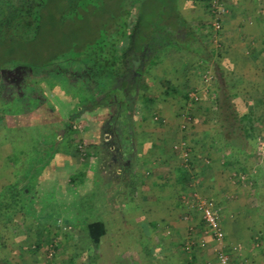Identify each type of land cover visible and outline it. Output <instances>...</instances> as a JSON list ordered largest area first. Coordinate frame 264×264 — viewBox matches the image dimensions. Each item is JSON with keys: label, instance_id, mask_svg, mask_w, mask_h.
I'll return each mask as SVG.
<instances>
[{"label": "trees", "instance_id": "1", "mask_svg": "<svg viewBox=\"0 0 264 264\" xmlns=\"http://www.w3.org/2000/svg\"><path fill=\"white\" fill-rule=\"evenodd\" d=\"M204 1L213 9L212 1ZM214 12L221 24L220 13ZM204 48L178 9V0H0V128L8 132L9 128L31 127L33 123L49 128L48 136L39 134L36 126L30 129L35 134V143L28 146L27 152L31 151L32 155L21 163L19 171L9 164L0 172V179L4 180L0 183V239L1 230H11L21 217L34 213L33 202L40 196L41 177L54 169L63 157L71 152L77 154L82 143L78 128L85 119L104 109L108 110V116L100 120L96 141L88 143L89 146L94 144L97 151H85L83 155L92 156L95 163L103 165L107 171L105 181L116 183L123 201H137L144 185L140 166L150 165L148 160L153 158L157 147L148 140L152 132L137 127L150 125L156 116L159 98L190 99V92L173 84L159 66L164 63L168 49L189 51L200 62L208 63L214 49L210 48L206 56ZM153 69H157L153 78L161 87L159 98L150 91L148 82ZM223 80L221 83L216 79L212 92L214 114L211 120L187 117L188 132L194 135L199 131L204 137L200 150L208 160L202 163L203 167H209L206 163L216 151L223 157L225 167L240 169L239 175L248 168L243 166L239 156L255 151L256 121L264 123V114L256 116L253 106L247 112L238 113L234 100L241 99L250 90L243 87L245 80H240L243 86ZM260 84L255 82L253 87L259 89ZM55 85L72 100L62 124L56 104L44 90ZM11 116L18 120L17 126H7V118ZM53 122L59 123L55 130L50 126ZM182 149L193 151L194 148L188 144L179 149L172 147L170 157H181ZM140 156V162L135 161ZM11 157L8 156L9 161ZM188 166L194 169L193 174ZM260 166L264 169V162ZM173 169L170 181L178 194L174 201H179L180 217L192 221L199 208L188 207L183 198L187 195L190 199L195 193L196 167L191 161L186 164L176 161ZM60 170L74 184L83 183L88 174L85 169L67 171L61 167ZM251 179L254 186L261 184L263 192L264 183L256 176ZM259 198L264 199V195L259 194ZM72 221L75 222L73 228H78L95 249L107 235L108 227L102 219L86 221L74 215ZM140 224L143 229V222ZM200 228L207 230L203 219ZM53 248L58 250L59 247L53 245ZM197 260V254L192 252L181 264H207V260L203 263ZM0 264L6 263L0 258Z\"/></svg>", "mask_w": 264, "mask_h": 264}, {"label": "rangeland", "instance_id": "2", "mask_svg": "<svg viewBox=\"0 0 264 264\" xmlns=\"http://www.w3.org/2000/svg\"><path fill=\"white\" fill-rule=\"evenodd\" d=\"M210 1L213 3V9L208 8L204 0H178V9L193 28L198 41L205 45L204 54L208 56V50L214 49L213 57L208 63H203L194 53L168 49L164 63L159 66V69L163 68L164 76L173 84L183 91L190 92V99L183 101L180 96L159 98L161 87L153 78L157 73V69H153L148 82L151 85L150 91L159 98L155 106L156 116L149 126L144 124L137 129L144 128L152 132V136L148 138L150 141L158 134L163 136L161 142L165 140L164 144L167 148L193 145L195 151L193 149L187 152L189 160L196 167L197 174L201 173L196 176L198 180L194 178L193 181L195 194L201 198L212 199L208 192V189L212 190V188L208 187V184L206 190L201 187L204 185L205 174L213 171L216 174L214 182L221 187H226L227 183L232 181H238L237 187L243 199L241 201L243 214L238 220L243 229L229 237L224 233L220 247L215 243L211 233L200 228L202 217L199 209L195 212L192 221L184 217H179V221L174 224L158 220L157 211L158 208H162L160 203L162 201L161 192L155 188L149 191L148 199L147 194L140 189L137 201H123L116 183L105 181L107 171L103 165L95 163V158L92 156L83 155L85 151L91 153L97 151L94 144L89 146L88 143L96 141L98 137L96 131L101 128L100 120L108 116V110L104 109L85 119L83 126L78 128L82 143L79 144L77 154L71 152L67 157H63L60 163L55 164L54 169H49L48 174L41 177L40 196L38 201L33 202L35 203L33 212L36 214L29 213L24 218L21 217L17 226L11 230H1L3 237L0 239V258L6 264H181V261L189 258L192 252L197 254V263L207 260V264H221L219 258L214 257L218 256L220 249L227 253L229 264H236L234 259L236 253L231 254V249L234 251L238 245L245 247L248 244H264V199L259 198V194L264 195V190L262 192L261 184L254 186L255 183L251 179L256 176L264 183V169L260 166L264 162V123L256 121L258 133L256 149L250 155L239 156L243 166L248 168L247 172L238 175L240 169L225 167L223 157L216 151H214L216 158L221 165L215 164L211 166L212 168L202 166V163L208 160L203 150H200L204 145V137L199 131L194 134L195 136L189 134L187 120V117H195L198 121L209 117L207 119L211 120L214 114L211 96L216 87V79L224 83V78L226 82L236 83L238 86H243L240 85V80H245L243 87L250 90L241 99L234 100V109L238 113L247 112L253 106L256 116L264 114V77H261L264 75L263 72L259 68L253 71L251 65L245 67L240 66L236 61L231 63V58L240 55L242 48L251 60L260 54L264 55V0ZM230 6L233 7V11ZM214 11L219 12L218 15L222 19L219 30H215L212 25L215 18L213 13H216ZM183 30L181 29V32ZM237 42L240 44L239 47L235 46ZM192 45L193 42L190 43V47ZM242 70L246 75L248 73L245 79L236 76L239 72H243ZM255 82L261 83L259 89L253 87ZM44 90L51 102L56 104L59 112L58 120L62 124L66 120L68 106L72 100L60 91L59 85L48 86ZM7 121V126L18 125L15 116L8 117ZM34 124L31 127H12L8 132L0 128V172L3 166L9 164L19 171L21 163L27 162L26 158L32 155L31 151L27 152L28 146L35 143L33 139L35 134L30 129L36 126L39 134L48 136L47 125L39 123L34 126ZM53 124L50 126L55 130L59 123ZM184 135L187 136L186 139ZM23 150H25L24 154L21 153ZM60 153L62 151L58 154ZM9 155L12 156L10 158L12 161H9ZM163 157L165 159V155ZM141 159L140 156L135 161L140 162ZM172 159L166 157L165 160H168L171 166L176 161H183L181 157ZM206 164L211 165V160ZM160 165L157 161L154 162V166L160 168ZM61 167L67 171L85 169L88 174L83 183H70L66 173L61 172ZM140 167L143 168V165ZM188 169L192 174L194 173V169L189 166ZM94 171L95 174L92 175ZM3 181L0 179L1 184ZM231 185L234 187L237 184L232 182ZM141 197L144 199L142 200ZM188 197L186 195L183 199L187 200ZM190 201L192 203L193 198ZM213 204L221 224L223 221L219 203L214 200ZM74 215L86 221L95 219L105 221L108 232L97 249L89 244L87 237L81 234L78 228L76 230L73 228ZM140 222H143V229ZM53 245H57L58 250H54Z\"/></svg>", "mask_w": 264, "mask_h": 264}, {"label": "crops", "instance_id": "3", "mask_svg": "<svg viewBox=\"0 0 264 264\" xmlns=\"http://www.w3.org/2000/svg\"><path fill=\"white\" fill-rule=\"evenodd\" d=\"M230 8L231 11H233V7L230 6ZM239 24L240 22L237 23V25ZM235 46L239 47L240 44L237 42ZM246 54L247 52L246 51L243 52V48H242L240 55L231 58V63L236 61L238 64H240V66L244 65L245 67H249L251 65L253 67V71H255V68H259V70H261L264 74V65H263L264 55L260 54L258 55V57L251 60L250 57H248ZM242 71L243 72L241 73L239 72V74H236L237 78L245 79L246 76H248V73L246 75L244 73V70ZM261 77H264V75H261ZM158 135L156 136V138H153V140H151L156 143L157 147L154 150L153 158L148 160V164H150L151 162L150 165L152 166L150 167V165H148L149 168L143 166L141 176H142V181H144L143 182L144 185L142 186L141 189H143L144 193L147 194L146 196L147 199L150 196L149 191L152 188H155L157 191L161 192L160 200L162 202L160 203L162 205V208H158L157 211L159 214L158 220H163L167 223L169 222L174 224L179 221L180 206H179V201H174V199L178 194L175 193L176 190L175 184L171 183L170 181V172H172L174 169L173 166L168 164V160L167 161L165 160L166 157H168L169 159L173 158L172 160H174V157H170V155L173 153L171 152L170 148H167V146H165L164 144L165 140L161 142V138L163 136L160 135L158 136ZM164 155H165V159L163 157ZM216 156H217L216 153L213 151L211 153V157L213 160L211 159V165H209V167L211 166L213 167L215 164L221 165L219 163V159L216 158ZM155 161L161 164L160 168L158 166H154ZM211 168L210 170H212ZM220 169L222 170V167ZM200 174L201 173H198L197 175ZM214 175L216 174L213 171L212 173L205 174V177L203 178L204 185L201 187L206 190L208 189L206 187V184H208V187L212 188V190L208 189V192L210 197H212L213 201L215 200L219 203V208L221 211V216L223 221L221 225L225 231L224 233L227 235V237H229L230 235H236L237 232H239V230L243 229V227L240 226L238 220V218L240 219L243 214L241 207L243 205L241 204V201L243 199L241 196V192L238 190L237 187L239 186L238 185L239 183H237L238 181L236 182L232 181L233 184L235 183L237 185L233 187V185H231L232 184L231 182V183H227L226 187H221L218 186L216 182H214L215 179ZM195 178L197 179V177ZM193 186L195 187V184ZM234 249H235L234 251L231 249L230 253L231 254L232 252L236 253L234 258L235 262H237L236 264H264V244L262 245H257L256 243L248 244L245 247H241L238 245V248L235 247Z\"/></svg>", "mask_w": 264, "mask_h": 264}, {"label": "built area", "instance_id": "4", "mask_svg": "<svg viewBox=\"0 0 264 264\" xmlns=\"http://www.w3.org/2000/svg\"><path fill=\"white\" fill-rule=\"evenodd\" d=\"M213 28L215 30H219L221 27L220 22L217 20V18H214V21L212 22ZM183 146H174V148H182ZM181 159L183 162L186 164L190 160L188 158V152L185 149H182L181 151ZM189 199V198H188ZM186 200V205L188 207H192L193 205H196L200 211H201V216L202 219L204 220L206 226H207V231L212 234L215 243L217 245H220L222 247V241L224 238V232L222 230V227L220 225L219 221V216L216 213L214 204L212 201L208 199L201 198L198 194H193V202L191 203L190 198L189 200ZM218 258L221 264H229V257L227 253H225L223 250L220 249L218 252Z\"/></svg>", "mask_w": 264, "mask_h": 264}]
</instances>
